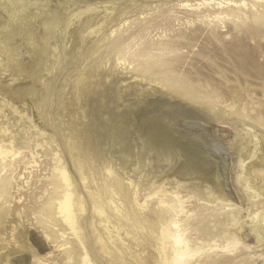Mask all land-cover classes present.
<instances>
[{"label": "rangeland", "instance_id": "obj_1", "mask_svg": "<svg viewBox=\"0 0 264 264\" xmlns=\"http://www.w3.org/2000/svg\"><path fill=\"white\" fill-rule=\"evenodd\" d=\"M231 1L0 0V264H172L178 231L185 264H264V0ZM142 48L219 94L195 109Z\"/></svg>", "mask_w": 264, "mask_h": 264}, {"label": "bare ground", "instance_id": "obj_2", "mask_svg": "<svg viewBox=\"0 0 264 264\" xmlns=\"http://www.w3.org/2000/svg\"><path fill=\"white\" fill-rule=\"evenodd\" d=\"M6 1H7V3H12V2L22 3V0H6ZM255 1H262V0H255ZM232 4L237 5L236 3H232L231 0H222V1L221 0H205V3H204V5H211V6L214 5L213 7H215L216 9L226 8L227 6L228 7L232 6ZM181 6L187 7L190 5L181 3ZM238 6L239 7H246L247 4H245V1H242ZM94 7L95 6L83 5V8H80L79 10H77L75 12V15H76V17H79V16L83 15L84 13L93 10ZM197 8H198V6H197ZM208 16H210V14ZM212 16H213L212 19H215L216 21L222 22V21H224L225 18L229 17V14L224 13L223 11H220L218 13H214V15H212ZM100 28H102V26ZM113 32L114 31H112V33ZM252 37H253L252 40L254 41L253 44L254 45L259 44L258 40H256V35H252ZM261 45H264V44L261 43ZM118 47L119 46H116L114 49H117ZM156 49L160 50V51H163L164 49L169 50L167 47H162V46L157 47ZM235 51H240V48L239 49L236 48ZM116 52H121V50L117 49ZM240 53H241V51H240ZM140 56L145 57V59L140 62L141 68L139 70V73L145 74V75L149 76L150 78H151V76H154L153 80H151V81H157L160 84L164 85L170 92L175 93L176 96H180L184 99L191 101L194 104L193 107H195V109L196 108L202 109L204 107V105H206V102L204 101L205 99L211 98L214 96L216 97L217 96L216 94H219V93L211 92L209 90L208 83L210 81H208V78H207L208 76L206 77L205 75H198L195 78H192L191 76H186L185 80L177 79V78L175 79L174 77L170 76L165 70L157 69L161 60L158 57L156 59H153V57L150 56L148 52H146V48H142L141 50L139 49L133 53V57H140ZM239 65H240L239 63H237V64L235 63L233 66L234 67L233 73L235 75V78H234L235 81L237 79L240 80ZM80 80L81 81L85 80L84 74H82ZM125 119H126L125 117L120 116L115 121V123L113 125H111L108 129L109 131L112 132L111 137L119 138L120 142H122V141L125 142V140H126V132L124 129L125 124H126ZM258 121H259L258 122L259 124H262V120H261L260 116H258ZM123 145H125V143ZM2 153L3 152L0 151V154H2ZM60 175H61L62 180L64 181L66 189H65L62 200H60V202H59V210L61 212H64V217L66 219L67 224L70 226L71 229H74V214L71 210V207H72V191L69 188H67L70 184V178H69V175L67 174V172L65 170H61ZM129 182H130V184H133L136 181H135V179L131 178V179H129ZM115 185L118 189H121L120 197L125 202H127L129 205H131V200H130L128 191L125 190V187L123 186V184L121 183V181L118 178H116V180H115ZM144 203L145 202H143V204ZM150 224H151L152 228H154L155 223L150 222ZM175 226H176V224H175ZM163 232H165V230H162V233ZM175 243H176L177 247L175 249V254L173 257L172 264H185L195 254L200 252L198 249H192L189 246L188 242L182 237V234L180 233V231H178L177 237L175 239ZM84 260H86V262L84 263V264H86L87 259H84Z\"/></svg>", "mask_w": 264, "mask_h": 264}]
</instances>
